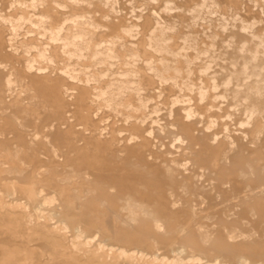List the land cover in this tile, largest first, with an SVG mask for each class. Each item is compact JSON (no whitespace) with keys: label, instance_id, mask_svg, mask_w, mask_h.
<instances>
[{"label":"rangeland","instance_id":"obj_1","mask_svg":"<svg viewBox=\"0 0 264 264\" xmlns=\"http://www.w3.org/2000/svg\"><path fill=\"white\" fill-rule=\"evenodd\" d=\"M263 86L264 0H0V264H264Z\"/></svg>","mask_w":264,"mask_h":264},{"label":"bare ground","instance_id":"obj_2","mask_svg":"<svg viewBox=\"0 0 264 264\" xmlns=\"http://www.w3.org/2000/svg\"><path fill=\"white\" fill-rule=\"evenodd\" d=\"M232 42H233V41H232ZM243 45H244V44H243ZM233 46H234V45H233ZM241 46H242V44H241ZM241 46H240V47H241ZM249 48H250V47H249ZM249 48H248V49H249ZM241 50H242V49H241ZM249 50H250V49H249ZM251 50H252V49H251ZM240 52H242V51H240ZM221 55H222V54H221ZM223 55H224V54H223ZM236 56H237V55H236ZM231 61H232V60H231ZM253 61H254V60H253ZM255 62H256V60H255ZM233 63H234V62H233ZM235 63H237V62H235ZM246 63H247V62H246ZM247 64H249V63H247ZM248 66H250V64H249ZM233 67H234V66H233ZM244 68H246V66H244ZM244 68H243V70H244ZM255 69H256V68H255ZM245 71H246V70H245ZM236 73H237V72H236ZM241 73H243L244 75L246 74L245 72H241ZM231 75H233V77H234V74H231ZM240 75H241V74H240ZM241 76H243V75H241ZM248 77H249V76H248ZM229 78H230V77H229ZM227 79H228V78H227ZM228 81H229V79H228ZM228 81H227V83H228ZM224 83H225V82H224ZM227 83H226V84H227ZM229 83H230V81H229ZM263 87H264V86H263ZM245 88H246V87H245ZM227 89H228V88H227ZM257 89H258V88H257ZM244 91H245V90H244ZM240 93H242V91H241ZM237 94H238V93H237ZM245 94H246V93H245ZM238 95H239V94H238ZM238 95H234V96H238ZM255 95H256V94H255ZM239 96H240V95H239ZM241 97H243V96H241ZM245 97L247 98V96H245ZM236 101H237V100H236ZM238 102H239V101H238ZM241 102H242V101H241ZM250 107H253V106L250 105ZM245 108H246V107H245ZM240 109H241V108H240ZM246 109H247V108H246ZM248 109H249V108H248ZM243 118H244V117H243ZM243 118H242V119H243ZM246 122H247V121H246ZM246 124H248V123H246ZM197 209H198V208H197ZM174 248H176V249L178 248L176 244L174 245L173 249H174ZM178 249H179V248H178ZM61 251H62V250H61ZM179 251H180V250H179ZM64 264H65V263H64Z\"/></svg>","mask_w":264,"mask_h":264}]
</instances>
